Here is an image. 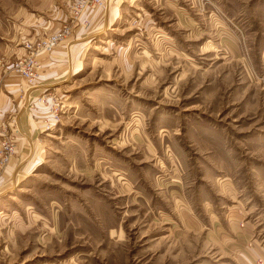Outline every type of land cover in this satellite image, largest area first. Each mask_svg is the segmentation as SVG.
<instances>
[{
	"label": "rangeland",
	"instance_id": "374dc122",
	"mask_svg": "<svg viewBox=\"0 0 264 264\" xmlns=\"http://www.w3.org/2000/svg\"><path fill=\"white\" fill-rule=\"evenodd\" d=\"M79 2L0 0V264H264V0Z\"/></svg>",
	"mask_w": 264,
	"mask_h": 264
},
{
	"label": "built area",
	"instance_id": "2783aa9c",
	"mask_svg": "<svg viewBox=\"0 0 264 264\" xmlns=\"http://www.w3.org/2000/svg\"><path fill=\"white\" fill-rule=\"evenodd\" d=\"M86 4H93V5H101L103 4L102 0H81V2L78 3V7L82 8L84 5ZM71 32L69 30V28L67 26L63 27L59 32L57 33H53L51 35H49L48 37L41 39L37 46L39 48L45 49V50H50L53 48V46L55 44H57L59 41H61L64 37H66L67 35H69ZM33 56V53H31L29 55V59H31ZM26 61V60H25ZM25 61L21 62V66L24 68L23 70H31V67H26V64L28 65L29 63H31L33 61V59H31V61H28L25 63ZM27 72V71H26ZM29 75V73H27ZM10 149L9 145L5 143V149Z\"/></svg>",
	"mask_w": 264,
	"mask_h": 264
}]
</instances>
